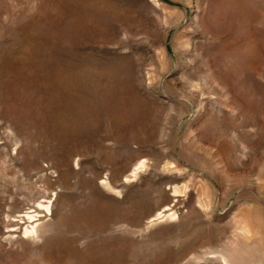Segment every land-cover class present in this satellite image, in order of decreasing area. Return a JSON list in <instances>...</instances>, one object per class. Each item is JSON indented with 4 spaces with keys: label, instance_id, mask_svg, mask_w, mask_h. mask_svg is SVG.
<instances>
[{
    "label": "rangeland",
    "instance_id": "374dc122",
    "mask_svg": "<svg viewBox=\"0 0 264 264\" xmlns=\"http://www.w3.org/2000/svg\"><path fill=\"white\" fill-rule=\"evenodd\" d=\"M0 264H264V0H0Z\"/></svg>",
    "mask_w": 264,
    "mask_h": 264
},
{
    "label": "bare ground",
    "instance_id": "6f19581e",
    "mask_svg": "<svg viewBox=\"0 0 264 264\" xmlns=\"http://www.w3.org/2000/svg\"><path fill=\"white\" fill-rule=\"evenodd\" d=\"M28 217V216H27Z\"/></svg>",
    "mask_w": 264,
    "mask_h": 264
}]
</instances>
